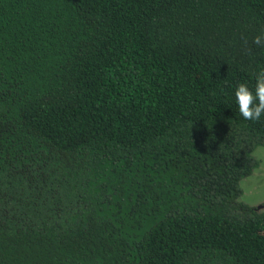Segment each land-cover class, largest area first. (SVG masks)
Returning <instances> with one entry per match:
<instances>
[{
  "label": "trees",
  "instance_id": "16d2710c",
  "mask_svg": "<svg viewBox=\"0 0 264 264\" xmlns=\"http://www.w3.org/2000/svg\"><path fill=\"white\" fill-rule=\"evenodd\" d=\"M262 34L264 0H0V264H264Z\"/></svg>",
  "mask_w": 264,
  "mask_h": 264
},
{
  "label": "clouds",
  "instance_id": "9594fccd",
  "mask_svg": "<svg viewBox=\"0 0 264 264\" xmlns=\"http://www.w3.org/2000/svg\"><path fill=\"white\" fill-rule=\"evenodd\" d=\"M253 43L264 47V34L257 35ZM255 80L254 90L246 83H240L235 90L238 110L245 120L259 121L264 115V69L256 74Z\"/></svg>",
  "mask_w": 264,
  "mask_h": 264
},
{
  "label": "rangeland",
  "instance_id": "374dc122",
  "mask_svg": "<svg viewBox=\"0 0 264 264\" xmlns=\"http://www.w3.org/2000/svg\"><path fill=\"white\" fill-rule=\"evenodd\" d=\"M254 155L260 159L261 164L254 169L251 175L242 180L243 195L241 198L251 205H259L264 202V146H258Z\"/></svg>",
  "mask_w": 264,
  "mask_h": 264
}]
</instances>
